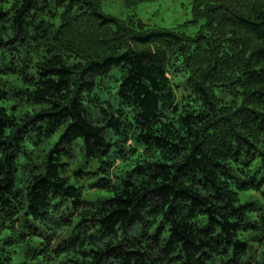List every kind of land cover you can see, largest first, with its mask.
I'll list each match as a JSON object with an SVG mask.
<instances>
[{"label": "trees", "instance_id": "obj_1", "mask_svg": "<svg viewBox=\"0 0 264 264\" xmlns=\"http://www.w3.org/2000/svg\"><path fill=\"white\" fill-rule=\"evenodd\" d=\"M194 6L188 36L100 0H0V72L42 106L24 127L0 106V264H264V0ZM75 148L98 163L90 200Z\"/></svg>", "mask_w": 264, "mask_h": 264}, {"label": "rangeland", "instance_id": "obj_2", "mask_svg": "<svg viewBox=\"0 0 264 264\" xmlns=\"http://www.w3.org/2000/svg\"><path fill=\"white\" fill-rule=\"evenodd\" d=\"M101 1V9L102 11L112 16L116 19L122 21H136L137 23L143 24L148 29H164L167 31H175L177 33L185 34L188 36H195L200 31L201 26L205 23V19L200 18L195 20L194 17V3L195 0H155L146 3H139L135 6L127 7L120 0H100ZM1 61V60H0ZM6 64L10 63V57L5 60ZM0 68L2 70H6L4 67V62L0 63ZM8 66V65H7ZM173 86L176 90L178 96L179 94H185L184 88L180 84V78H173ZM178 86V88H176ZM0 88L6 92L7 100L4 98L0 100V106L7 109V112L10 116H13L17 119L19 127H24L28 120L32 116H34L38 111H40L41 107L39 104H35L30 102L29 98L25 94H21L20 91L24 89V85L21 81L17 80L15 76L10 73L0 72ZM215 94L220 100L229 101L230 97L226 93L221 92L220 90H216ZM61 132L55 134L51 140L44 144H35L33 140H27L25 142L24 147L21 150L19 159H18V168L21 164H29L33 162L35 165H38L42 157L44 156V152L50 150L53 147L54 143L59 138ZM78 144L82 143L81 140L77 141ZM78 146L77 144L75 147ZM79 147V146H78ZM83 152L79 148H75V161L71 164V170L67 172V176H69V180L72 183L74 180V175L76 171L85 172V173H97L98 163L93 160H86L84 158ZM20 173V172H19ZM98 174V173H97ZM99 174L92 178L91 176H84L81 178V185L84 187V197L86 200L91 199V190L88 188V184L92 181L98 179ZM22 174L18 175V180L16 185L21 186ZM20 181V182H19ZM107 195V194H106ZM35 230L39 231L43 238L50 234L51 231L40 227V225H33ZM21 235L22 233L28 232L26 229H19ZM2 233L13 234L11 231L6 230ZM0 234V248H5L12 252L16 250L12 248L10 245L5 244L4 241L6 238V234ZM43 238L39 237L35 241L41 242ZM41 249V248H40ZM39 259H43V255L39 256ZM14 260H18L16 257Z\"/></svg>", "mask_w": 264, "mask_h": 264}]
</instances>
